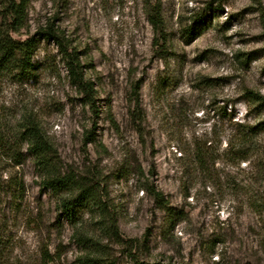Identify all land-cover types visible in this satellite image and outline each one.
Wrapping results in <instances>:
<instances>
[{"label": "rangeland", "instance_id": "rangeland-1", "mask_svg": "<svg viewBox=\"0 0 264 264\" xmlns=\"http://www.w3.org/2000/svg\"><path fill=\"white\" fill-rule=\"evenodd\" d=\"M27 1L31 76L0 75V264H264V0Z\"/></svg>", "mask_w": 264, "mask_h": 264}, {"label": "trees", "instance_id": "trees-1", "mask_svg": "<svg viewBox=\"0 0 264 264\" xmlns=\"http://www.w3.org/2000/svg\"><path fill=\"white\" fill-rule=\"evenodd\" d=\"M27 2V0H0V75H8L14 72L17 77L31 76V70H33L31 62L37 41L34 37L19 41L13 39L10 35V33H15L20 29ZM38 35L48 41L51 39L56 41L55 43L59 47V53L70 80L86 96H90L92 87L89 82L85 81L77 52L69 51L51 30L40 32ZM87 101L90 102V98H87ZM21 129L20 133L28 143L27 153L33 156L37 167L46 168L49 164L50 147L44 140L38 124L27 117ZM0 147L1 151L2 146ZM18 153L14 152L13 154L12 151L11 158L15 159L14 156ZM16 163L19 164V162ZM70 184L71 181L67 177H45L41 181L42 188L49 189L52 192L67 189ZM84 199V191L78 189L74 197L62 200L60 204L61 213L67 219H72L75 209L83 204Z\"/></svg>", "mask_w": 264, "mask_h": 264}]
</instances>
